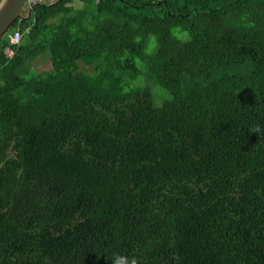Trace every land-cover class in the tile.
Listing matches in <instances>:
<instances>
[{"label": "trees", "instance_id": "1", "mask_svg": "<svg viewBox=\"0 0 264 264\" xmlns=\"http://www.w3.org/2000/svg\"><path fill=\"white\" fill-rule=\"evenodd\" d=\"M73 1L0 42V264H264V0Z\"/></svg>", "mask_w": 264, "mask_h": 264}, {"label": "clouds", "instance_id": "2", "mask_svg": "<svg viewBox=\"0 0 264 264\" xmlns=\"http://www.w3.org/2000/svg\"><path fill=\"white\" fill-rule=\"evenodd\" d=\"M32 5H35V3L30 4L29 6H32ZM170 34L175 40H177L180 43H189L191 39L190 34L186 30L182 29L181 26L179 25H175L171 27ZM142 39L143 37L137 36L134 38V42L137 44H140ZM157 49H158V40H157L156 35L149 34L147 37V42L143 49L144 55L152 56L155 54ZM134 63L137 68L143 67V61H141L138 57L135 59ZM262 132H264V129H261L259 125H254L250 129V133L261 134ZM111 264H138V261L135 257L129 258L128 256H125V255L116 254L112 257Z\"/></svg>", "mask_w": 264, "mask_h": 264}, {"label": "water", "instance_id": "3", "mask_svg": "<svg viewBox=\"0 0 264 264\" xmlns=\"http://www.w3.org/2000/svg\"><path fill=\"white\" fill-rule=\"evenodd\" d=\"M27 2V0H0V42L8 35L16 21L29 20L34 5L29 6ZM25 9H27L26 16L23 14Z\"/></svg>", "mask_w": 264, "mask_h": 264}, {"label": "rangeland", "instance_id": "4", "mask_svg": "<svg viewBox=\"0 0 264 264\" xmlns=\"http://www.w3.org/2000/svg\"><path fill=\"white\" fill-rule=\"evenodd\" d=\"M42 1H45V0H42ZM54 0H46V3L47 2H52ZM82 5H83V2L81 0H74L72 2V4L68 5V6H73V7H77V8H82ZM26 11V9H25ZM24 11V13H25ZM23 13V14H24ZM9 34V32H8ZM7 37V36H6ZM5 37V38H6ZM6 54L8 56H11V52L10 50H6ZM33 68L38 71V72H43V71H47V70H50L51 69V66H50V61L47 57L45 56H40L39 58H37L34 62H33Z\"/></svg>", "mask_w": 264, "mask_h": 264}, {"label": "built area", "instance_id": "5", "mask_svg": "<svg viewBox=\"0 0 264 264\" xmlns=\"http://www.w3.org/2000/svg\"><path fill=\"white\" fill-rule=\"evenodd\" d=\"M27 1H28L27 3L30 5V4L35 3L37 0H27ZM24 33H28V30L26 29L23 32V31H20L19 29H16L12 33V35L10 37V43H11V45H13V46L19 45Z\"/></svg>", "mask_w": 264, "mask_h": 264}, {"label": "flooded vegetation", "instance_id": "6", "mask_svg": "<svg viewBox=\"0 0 264 264\" xmlns=\"http://www.w3.org/2000/svg\"><path fill=\"white\" fill-rule=\"evenodd\" d=\"M53 2V1H52ZM52 2H47L46 3V1H42V0H37L36 2H35V4H42V3H44V4H50V3H52ZM27 11V10H26Z\"/></svg>", "mask_w": 264, "mask_h": 264}]
</instances>
